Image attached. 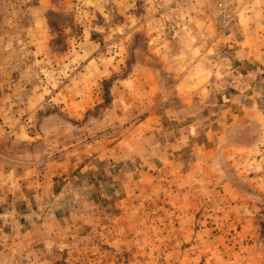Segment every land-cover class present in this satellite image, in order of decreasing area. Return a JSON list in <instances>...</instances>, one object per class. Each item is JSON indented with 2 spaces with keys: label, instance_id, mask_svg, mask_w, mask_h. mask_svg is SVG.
Segmentation results:
<instances>
[{
  "label": "rangeland",
  "instance_id": "1",
  "mask_svg": "<svg viewBox=\"0 0 264 264\" xmlns=\"http://www.w3.org/2000/svg\"><path fill=\"white\" fill-rule=\"evenodd\" d=\"M202 9L214 14L209 85L221 103L236 93L264 115V54L249 68L234 46L246 14L244 25L264 26V0H0V264H264V144L236 152L218 142L199 159L181 142L179 152H197L182 155L183 174L141 175L128 205L110 208L114 223L49 211L72 147L114 145L144 115L149 80L135 71L157 75L161 100L172 97L171 54L185 53L195 32L183 28Z\"/></svg>",
  "mask_w": 264,
  "mask_h": 264
},
{
  "label": "crops",
  "instance_id": "2",
  "mask_svg": "<svg viewBox=\"0 0 264 264\" xmlns=\"http://www.w3.org/2000/svg\"><path fill=\"white\" fill-rule=\"evenodd\" d=\"M197 16H199L198 20L186 25L188 29L185 26L183 28L186 33L190 30L192 34L195 32V37L189 35L185 39L183 44L185 53L179 56L175 52L171 54L172 64L167 67L165 73L169 78L168 90L171 94L168 95L172 96V100L171 98L161 100L162 97L167 96L165 92L159 93V90L163 88L160 84H157L158 88H154V84L159 82L156 79L157 75L152 72L135 71L134 79H145L147 82L149 80V83L144 86L145 89L148 86L149 90H146V93H149V97L142 96L138 102L143 106L144 115L133 123L129 132L118 138L114 145L106 142L105 146L102 145L95 153L93 145L85 144L75 149L72 147V171L64 172L66 175L60 182L61 189L56 195L57 198L54 199L59 207L69 208L68 214L61 218L66 216L75 222L84 220L91 224L94 222L91 215L100 214L102 219L107 220L105 223L109 221L114 223L116 216H111L110 208L123 206L131 201L135 192V183L141 179V175L153 176L156 171V177L168 175L174 180L177 175L183 174L181 168H176L181 162L180 159L182 160V155L197 153L186 150L187 148L179 152L178 148L182 149L183 143L192 141L198 148L199 159L204 152L212 151V148L208 149L211 145L216 151L218 142L221 144L230 142L228 149L236 152L253 151L254 144L258 147L264 144V115L248 112V109L238 100L236 93L230 96L228 103H221L217 88L209 85L211 65L208 63L209 58L205 48L212 41L214 14L202 9ZM250 16L246 14L244 21L240 22V33L243 37L241 40L236 39L234 46L241 48V54L237 50L236 60L238 59L241 65H250L249 68H252L255 64L263 62L261 57L264 54V26L257 27L254 24L247 26V22L244 25L245 20ZM179 27L174 26V29L178 31ZM237 33L239 34L238 30ZM181 61L184 63L178 69L177 62ZM238 71V73H247L242 85H250L249 71L246 68ZM139 86L141 87V82ZM159 101L163 103L160 102L158 105ZM223 130L225 134L228 133L226 135L228 138L226 141L217 140L216 137L222 135ZM237 130L242 131L244 135L248 133L249 136L245 138L250 140L235 137ZM181 142H183L182 145ZM102 148L104 150H101ZM157 162L160 164L158 165ZM147 166L148 169H146ZM126 167L127 170H132L125 172ZM28 174L29 172H25L22 176ZM3 175V181H0L8 183L6 170L3 171ZM41 198L43 199L44 195ZM22 199L28 200L27 197ZM112 199L116 203L112 204ZM2 201H7V198L0 199V202ZM134 218L135 215L132 220ZM124 219L128 221L127 218Z\"/></svg>",
  "mask_w": 264,
  "mask_h": 264
},
{
  "label": "trees",
  "instance_id": "3",
  "mask_svg": "<svg viewBox=\"0 0 264 264\" xmlns=\"http://www.w3.org/2000/svg\"><path fill=\"white\" fill-rule=\"evenodd\" d=\"M58 207H59V204L54 203V205L49 206V211L53 212L54 210H56L55 214L58 215V214L65 212L67 206L60 207V209Z\"/></svg>",
  "mask_w": 264,
  "mask_h": 264
}]
</instances>
